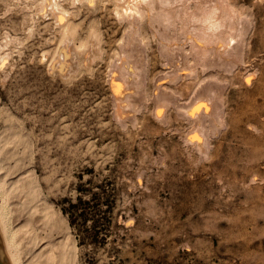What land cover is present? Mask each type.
I'll return each mask as SVG.
<instances>
[{"label":"rangeland","instance_id":"374dc122","mask_svg":"<svg viewBox=\"0 0 264 264\" xmlns=\"http://www.w3.org/2000/svg\"><path fill=\"white\" fill-rule=\"evenodd\" d=\"M0 1V56L9 53L3 65L0 62V153L3 147L10 151L0 156L10 162L8 170L0 161L6 167H0V182L6 183L0 201L3 197L9 211L21 264L47 260L42 246L49 230L37 213L44 204L58 223L53 241L63 242L56 244L48 264H264V0H226L241 22L223 32L229 42L219 38L224 58L210 52L197 66L191 37L183 40L178 29L171 31L177 51L168 44L169 51L145 19L139 29L142 41L134 48L141 46L135 55L139 61H134L139 65L132 64L135 69L130 70L136 73L131 72L133 81L127 85L131 94L143 98L132 99L133 105L137 101L136 107L130 104L133 110L115 99L114 89L121 84L127 88L116 69L109 75L111 62L126 43L122 35H129L111 4L96 8L79 0L63 3L70 20L79 24L76 35L66 37L49 3ZM189 1L192 9L194 1ZM90 29L99 36L100 53L81 66L73 50ZM230 45L234 51H222ZM162 95L166 104L158 115ZM206 96L216 98L211 101L219 103V115H210V107L203 106L187 112L196 97ZM28 175L37 187L33 215L23 207L30 198L23 191ZM17 178L20 181L10 185ZM79 193L84 199L97 193L95 201L108 200L97 239L80 232L78 225L72 228L62 212L64 198L73 201ZM29 227L39 239V248L32 252ZM61 245L66 248L62 256Z\"/></svg>","mask_w":264,"mask_h":264},{"label":"bare ground","instance_id":"6f19581e","mask_svg":"<svg viewBox=\"0 0 264 264\" xmlns=\"http://www.w3.org/2000/svg\"><path fill=\"white\" fill-rule=\"evenodd\" d=\"M81 3H87V4H89L90 6H91V4H102L103 6L105 5V4H111V6H112V11L114 12V14H115V17H117V20H119V21H123V23L125 24V27H127V32L129 33V35L128 34H125V35H127V36H125L124 37V34L122 35L123 36V38H125V39H123L124 41H126V43L125 44H122V42H121V46H120V52L122 51V54L120 55V53H119V55H120V57H118L117 55L115 56V57H117V58H115L116 60H114L113 62H111L112 63V66H110V68H109V75H110V73H112V72H110V69L113 67V69L115 70L116 69V75L118 76V78H120L121 79V82H123L125 85V88L127 87V85L129 84V86H130V84H132V83H130V82H132L133 81V77H131V79H132V81L130 80V76H133L134 75V73H136V72H134V71H132V70H130V68H131V66H133L132 64H134V66L136 67V66H138L139 64H138V62H134L135 61V58H137V56H139V54L137 55V56H135L136 54H137V49H139L138 47L140 46V44H139V46L137 47V49L135 50L134 48H135V45H136V43L138 44V42H139V40H141V38H140V36L141 35H139V29L141 28L140 27V25L142 24V22L146 19V22L148 21V24H150V25H148V26H150V30H152L153 31V33H155L156 35H154V34H152V35H154V36H156L158 39V41H159V44L160 45H163L164 47L165 46H167V48L169 49V46H168V44L169 45H171L172 46V44H171V42H170V40H172V38H171V36H170V34H171V31H174V30H176V29H178V30H176V31H178L179 32V34L175 31V33H177L178 34V36L180 37V36H182L183 37V40L185 39V38H192V40L191 39H187V40H191L190 42L192 43V46L193 47H191V52L193 51V59H195V61H194V66H197V65H195V62L197 61V63L196 64H199L198 62H200V61H202L205 57H206V55H208V53H210V52H213L212 54H214V53H217L218 54V56L219 57H223V55H221V50H219V47H218V44L221 42L220 40H219V38L221 37V40H224V41H228L229 39V37L227 38L228 40H226V36H227V34L225 35L224 33H226V31H228V30H232V29H234V26H237V24H235V23H238V22H241L240 20L241 19H238V17L236 16V13L233 11V8H231L232 6H230V5H228V3L226 2V0H193L194 1V7L192 8V9H190V8H188V5H187V3H189L190 1L189 0H79ZM189 1V2H188ZM1 2V1H0ZM44 2L45 3H49L51 6H52V8L51 9H53L54 10V14H55V16H56V20L58 21V20H60V27H61V31H62V33L61 34H63V36H66V37H68V36H72L74 33H75V35H76V32L75 31H77L76 29H75V27H77V25H79V24H76V23H78V22H76V23H74L73 21V18H72V20H70V18L68 17V10L67 9H65V8H63L62 7V4L63 3H69L70 5L72 4V2H71V0H43V4H44ZM2 3V2H1ZM4 4H5V2H4ZM74 4V3H73ZM72 4V5H73ZM68 5V4H67ZM66 5V6H67ZM69 5V6H70ZM106 7V6H105ZM71 8H72V6H71ZM74 8V7H73ZM72 8V9H73ZM96 8H99L98 7V5H97V7ZM109 8H111L110 7V5H109ZM108 8V9H109ZM43 9V8H42ZM41 9V10H42ZM71 9V10H72ZM106 9V8H105ZM10 10V9H9ZM52 10V11H53ZM71 10H70V12H71ZM110 10V9H109ZM51 11V12H52ZM72 14H73V11L71 12ZM107 14H109L108 13V10H107ZM113 14V13H112ZM113 14V15H114ZM71 16H73V15H71ZM58 18V19H57ZM236 18L239 20V21H236ZM240 18V17H239ZM118 21V22H119ZM59 22V21H58ZM121 23V22H120ZM90 25V24H89ZM142 26V25H141ZM14 27V26H13ZM16 27V26H15ZM151 27H153V29H151ZM236 29H241V28H237V27H235ZM92 29V28H91ZM89 30L90 31V33L88 32V34H87V38L84 40V41H80L79 43L80 44H78V46H77V48L75 49V50H73L74 51V59H77V62H78V65H84V64H86L87 63V61H88V59H92V58H94V57H96L99 53H100V39H99V36L97 35V33L94 31V30ZM126 29V28H125ZM235 29V30H236ZM240 31V30H239ZM238 31V32H239ZM6 32V31H5ZM126 32V31H125ZM224 32V33H223ZM230 32H234V30L233 31H230ZM235 32H237V30L235 31ZM237 32V33H238ZM242 32H243V29H242ZM241 32V33H242ZM8 33V32H7ZM152 33V32H151ZM172 33H174V32H172ZM227 33H229V32H227ZM176 34V35H177ZM222 34H224V36H225V38L224 39H222L224 36L222 35ZM239 34V33H238ZM5 35H7V34H5ZM176 35H174L173 34V36H175V37H177ZM232 35V34H231ZM8 36V35H7ZM11 36V35H10ZM74 36V35H73ZM101 36V35H100ZM228 36H229V34H228ZM233 36V35H232ZM127 37V38H126ZM77 38V37H76ZM178 38V37H177ZM181 38V37H180ZM180 38H178V39H180ZM11 39H13V38H11ZM14 39H15V37H14ZM62 39V38H61ZM73 39H74V37H73ZM231 39V38H230ZM3 40V42L6 40H4V39H2ZM9 40V39H8ZM176 40V39H175ZM183 40H180V43H183V44H185V41L183 42ZM186 40V39H185ZM11 41H14V40H11ZM60 41V40H59ZM120 41V40H119ZM142 41V40H141ZM157 41V42H158ZM177 41V40H176ZM176 41H175V43H176ZM179 41V40H178ZM182 41V42H181ZM230 41V40H229ZM228 41V42H229ZM8 42V41H7ZM170 42V43H169ZM187 42V41H186ZM11 43V42H10ZM173 43V42H172ZM4 44H6V42L4 43ZM142 44V43H141ZM178 44V43H177ZM229 44V43H228ZM1 45V44H0ZM120 45V44H119ZM118 45V46H119ZM221 45H223V44H221ZM221 45H219L220 47H221ZM227 45V44H226ZM225 45V46H226ZM232 45V44H231ZM231 45L230 46H228L227 48H225V47H223L222 46V51H223V48L224 49H228L229 47V49H232L233 48V45H232V48H231ZM234 45H238L237 43L236 44H234ZM162 46V47H163ZM176 47V49H177V45H173L172 47ZM179 47L181 46V48L180 49H183V46L182 45H178ZM240 46H242L241 44H240ZM141 47V46H140ZM164 47H163V51H164ZM175 47H174V49H175ZM190 47V46H189ZM159 48V47H158ZM165 49V52H167V50L168 49ZM235 48V50L238 48V46H236V47H234ZM242 48V47H241ZM141 49V48H140ZM143 49V48H142ZM172 49V48H171ZM175 49V50H176ZM179 48H178V50L179 51H181ZM221 49V48H220ZM162 50V49H161ZM184 50V49H183ZM182 50V51H183ZM233 51H234V49H232ZM239 50V49H238ZM142 51V50H141ZM159 51V50H158ZM163 51H161V52H163ZM169 51H171L170 49H169ZM177 51V50H176ZM176 51H174V52H176ZM227 51H229V50H227ZM5 52V51H4ZM116 52V51H115ZM136 52V53H135ZM224 52V51H223ZM226 52V51H225ZM55 53V52H54ZM135 53V54H134ZM143 53V52H142ZM164 53V52H163ZM182 53H184V52H181V55H182ZM230 52H227V54L228 55H230L229 54ZM240 53V52H239ZM9 53H3V55H1L0 56V58H1V60H0V62H1V64L3 65V63L5 62V59L7 60V56H9L8 55ZM116 54H117V52H116ZM145 54V53H144ZM159 54H161V53H159ZM184 54H187V53H184ZM191 54V53H190ZM211 54V55H212ZM216 54V55H217ZM224 54V53H223ZM227 54H225L226 56L225 57H228V55ZM241 54V53H240ZM172 55V54H171ZM210 55V54H209ZM231 55H233V54H231ZM239 55V54H238ZM99 56V55H98ZM165 56H167L166 54H165ZM189 56V55H188ZM213 56V55H212ZM170 57V56H169ZM173 57V56H172ZM171 57V58H172ZM210 57V56H209ZM217 57V56H216ZM221 57V58H222ZM232 57H234V56H232ZM237 57V56H236ZM240 57V56H239ZM110 58V57H109ZM182 58V57H181ZM184 58V57H183ZM186 58V57H185ZM184 58V59H185ZM210 58H212V57H210ZM218 58V57H217ZM220 58V59H221ZM224 58V57H223ZM229 58H231V56L229 57ZM96 59V58H95ZM99 59V58H98ZM114 59V58H113ZM113 59H110L109 61H111V60H113ZM173 59V58H172ZM184 59H183V61H184ZM188 59V58H187ZM206 59H208V57H206ZM213 59H214V61H215V55L213 56ZM219 59V58H218ZM227 59V58H226ZM232 59V58H231ZM71 60H73V55L72 56H70V59L68 60L69 62L71 61ZM137 60H138V58H137ZM136 60V61H137ZM171 60V59H170ZM175 60V59H174ZM229 60V59H228ZM139 61V60H138ZM212 61V60H211ZM210 61V62H211ZM223 60H221V64L224 62H222ZM227 61V60H226ZM232 61V60H231ZM168 62H169V59H168ZM173 62V61H172ZM203 63L205 62V61H202ZM201 62V63H202ZM209 62V61H208ZM209 62V63H210ZM213 62V61H212ZM212 62L210 63V64H212ZM218 61L216 60V62L215 63H217ZM227 62H229V61H227ZM136 63V64H135ZM142 63V62H141ZM166 63V62H165ZM174 63H176V62H174ZM186 63H188V61L186 62ZM214 63V62H213ZM219 63V62H218ZM173 64V63H172ZM162 65V64H161ZM182 65H183V63H182ZM184 65H185V63H184ZM201 65V64H200ZM204 65V64H203ZM205 65H207V62H206V64ZM204 65V66H205ZM215 65V64H214ZM219 65V64H218ZM133 66V67H134ZM142 66V65H141ZM145 66V65H144ZM191 66V65H190ZM192 66H193V64H192ZM191 66V67H192ZM193 66V67H194ZM217 66V65H216ZM135 67L133 68V70L135 69ZM203 67V66H202ZM91 68V67H90ZM140 69H141V67H139ZM145 68V67H144ZM174 68V67H173ZM176 68V67H175ZM178 68V67H177ZM187 68V67H186ZM196 68V67H195ZM195 68H193V69H195ZM137 69H138V67H137ZM179 69V68H178ZM182 69V68H181ZM176 70V69H175ZM111 71H112V69H111ZM136 71V70H135ZM170 71V70H169ZM191 71V70H190ZM131 72H134V73H131ZM166 72V71H165ZM175 72V71H174ZM137 73H138V71H137ZM141 73V72H140ZM171 73H172V70H171ZM191 73V72H190ZM113 74V73H112ZM143 74V73H142ZM169 74V73H168ZM108 75V76H109ZM114 75V74H113ZM188 76H189V74H187ZM193 75H194V73H193ZM140 76V75H139ZM164 76V75H163ZM162 76V77H163ZM168 76H170V75H168ZM185 76H186V74H185ZM179 77V76H178ZM194 77V76H193ZM250 77H251V75H250ZM250 77H248V78H246L247 79V81H249V79H250ZM141 78H142V75H141ZM161 78V77H160ZM166 78H168V77H166ZM110 79V78H109ZM138 79V78H137ZM176 79H178V78H176ZM176 79H174V80H176ZM163 80V79H162ZM112 81H113V79H112ZM115 81H117V80H115ZM138 81V80H137ZM135 80H134V84H135ZM142 82V81H141ZM117 83H119V82H117ZM144 83V82H143ZM111 84V83H110ZM120 84V83H119ZM140 84V83H139ZM112 86H113V88L115 87L114 85H113V82H112V84H111ZM115 85H116V83H115ZM136 85V84H135ZM141 85V84H140ZM140 85H138V86H140ZM121 86H123L122 84H121ZM121 86H120V88L118 87L117 88V85H116V87L115 88H117V89H114V95H115V99L117 100V102H118V100H123V101H126L127 103H128V107L130 106V104H131V102H133L134 101V97H136V99H137V97H139L140 96V94L138 95L137 94V92L136 93H134V94H131V92L130 91H128L131 87H127L126 89H122L121 88ZM134 86V85H133ZM158 87V86H157ZM139 88H142V87H139ZM139 88H138V90H139ZM160 89V88H159ZM162 90L164 89V88H161ZM142 90V89H141ZM134 91V89L132 90V92ZM163 91H165V90H163ZM162 91V92H163ZM135 92V91H134ZM139 92H141L140 90H139ZM158 91H156V93H157ZM161 93V92H160ZM160 93H158V94H160ZM125 94V95H124ZM158 94H157V96H158ZM171 94V96H172V93H170ZM164 95V94H163ZM162 95V97L161 98H158V100H159V109L156 107V110H155V112L159 115H161V113H163V111H164V107H165V97ZM168 95V94H167ZM218 95H220V94H218ZM125 98H124V97ZM160 96V95H159ZM154 97H155V94H154ZM221 97V96H220ZM140 98H142L141 96H140ZM156 98V97H155ZM168 98V97H167ZM215 98V97H214ZM213 98V100H215ZM217 98H219V97H217ZM132 99H133V101H132ZM135 99V100H136ZM139 99V98H138ZM137 99V100H138ZM143 99V98H142ZM113 100H114V98H113ZM155 100V99H154ZM167 100V99H166ZM212 99L209 97V96H206V100H204L202 97H196L195 98V101L193 102V104L189 107L188 105H185V106H188V110H187V112H189V110L190 111H195L196 109H198L199 107H201V106H203V107H205V109L207 110V109H209L208 107H210V115H214L215 113H217V111H218V109H219V106H217L219 103H217V105H216V101H215V104L211 101ZM218 100H220V99H218ZM139 101H141V100H139ZM168 101V100H167ZM213 104H212V103ZM217 102H219V101H217ZM115 103H116V101H115ZM124 103V102H123ZM137 101L136 102H134V105L133 104H131V105H133L134 107H136L137 106ZM138 103H140V102H138ZM125 104V103H124ZM157 104V103H156ZM170 104V103H169ZM116 105V104H115ZM114 105V106H115ZM122 105V104H121ZM141 105V104H140ZM157 105V106H158ZM182 105V104H181ZM212 105V106H211ZM123 106V105H122ZM122 106H121V108H122ZM160 106L161 107H163V108H161L160 109ZM184 106V105H183ZM118 107H119V105H118ZM182 107V106H181ZM123 108H125V106H123ZM130 108H131V106H130ZM176 108V107H175ZM178 108V107H177ZM184 108H186V107H184ZM129 109V108H128ZM132 110H133V108H131ZM137 109V108H136ZM1 110H2V108H1ZM131 110V111H132ZM139 110V109H138ZM203 110V109H202ZM220 110V109H219ZM2 111H4V109L2 110ZM122 111V110H121ZM125 111V110H124ZM134 111H136L135 109H134ZM204 111V110H203ZM202 111V112H203ZM118 112L120 113V110H118ZM185 112V111H184ZM184 112H181V113H184ZM186 112V113H187ZM219 112V111H218ZM0 113H2V112H0ZM124 113V112H123ZM126 113V112H125ZM131 113H133V112H131ZM165 113V112H164ZM185 113V114H186ZM201 113V112H200ZM184 114V115H185ZM197 114V113H196ZM202 114V113H201ZM200 114V115H201ZM208 114V117L210 116ZM218 114V113H217ZM121 115V114H120ZM119 115V116H120ZM188 115V114H187ZM189 115H190V113H189ZM188 115V116H189ZM199 115V116H200ZM204 114H202V116H203ZM207 115V114H206ZM206 115H204V116H206ZM216 115V114H215ZM219 115V114H218ZM7 116V115H6ZM123 116H124V114H123ZM186 116V115H185ZM199 116H196V117H199ZM129 117V116H128ZM183 117V116H182ZM187 117V116H186ZM192 117V116H191ZM194 117H195V115H194ZM194 117H192L193 119H196V118H194ZM207 117V116H206ZM206 117H203V118H206ZM211 117V116H210ZM7 118H8V116H7ZM11 118V117H10ZM121 118H123V117H121ZM198 119V118H197ZM201 119V118H200ZM200 119H199V121H200ZM221 119V118H220ZM216 120H217V118H216ZM210 121H212V120H210ZM196 122V121H195ZM201 122V121H200ZM3 123H4V120H3ZM17 123V122H16ZM198 122H196V124H197ZM203 123V122H202ZM215 123V122H214ZM10 124H11V122H10ZM18 124V123H17ZM204 124V123H203ZM199 125V124H198ZM202 125V124H201ZM218 125V124H217ZM4 127H5V125H4ZM198 127V126H197ZM205 127V126H204ZM215 127V126H214ZM2 129V128H1ZM203 129V128H202ZM2 130H4V129H2ZM12 130V129H11ZM11 130L9 131V132H11ZM18 130V129H17ZM200 130V129H199ZM5 131H7V130H5ZM16 131V130H15ZM14 131V132H15ZM197 131V130H196ZM201 131V130H200ZM1 132V131H0ZM3 132V131H2ZM6 133V132H5ZM1 134V133H0ZM11 134H12V132H11ZM16 134H17V131H16ZM16 134H14L15 136L14 137H16L17 135ZM10 135V134H9ZM13 135V134H12ZM199 135H201V134H199ZM1 136H3V135H1ZM8 136V135H7ZM19 136V135H18ZM203 136V135H202ZM6 137V136H5ZM13 137V136H12ZM13 137V138H14ZM1 138V137H0ZM4 138V137H3ZM8 137H6V139H7ZM19 138V137H18ZM5 138H4V142H5V140H6ZM11 139V138H10ZM15 139V138H14ZM187 139V138H186ZM16 140H17V137H16ZM194 140V139H193ZM197 140V139H196ZM11 143L10 141H9V139H7L6 140V143ZM19 141V140H18ZM198 141V140H197ZM2 142H3V140H2ZM1 142V143H2ZM4 142H3V144H2V147L4 146ZM196 142V141H195ZM8 143V144H9ZM201 143V142H200ZM12 144V143H11ZM17 144V143H16ZM196 144H197V142H196ZM201 146H202V144H201ZM1 147V148H2ZM14 147V146H13ZM5 148V149H4ZM1 150V149H0ZM3 150L5 151V152H7V150H6V147H3ZM2 150V151H3ZM10 150V149H9ZM8 150V151H9ZM11 150H12V148H11ZM3 151V152H4ZM15 151V150H14ZM2 152V153H3ZM5 152L3 153V154H5ZM10 153V151L9 152H7L6 154H9ZM2 154V155H3ZM12 154H13V152H12ZM11 154V155H12ZM1 155V153H0V156H2ZM5 156V155H4ZM8 157H10V155L9 156H7V158ZM1 158V157H0ZM3 158V157H2ZM1 158V159H2ZM11 158V157H10ZM9 159V158H8ZM7 159V160H8ZM0 161H2V160H0ZM18 161V160H17ZM12 162V161H11ZM1 163V162H0ZM2 163H5V166L7 167V164H9L10 162H4V160L2 161ZM1 163V164H2ZM7 163V164H6ZM4 166V165H3ZM3 166H1L0 165V167H2L3 168ZM4 166V167H5ZM5 167V168H6ZM12 167V166H11ZM9 167H7V169H8ZM0 170H2L1 168H0ZM4 170V169H3ZM9 170V169H8ZM11 170V169H10ZM16 171H19L18 169L16 170ZM18 174H19V172H17ZM24 173H26L27 174V172H25L24 171ZM28 173H30V172H28ZM21 174V173H20ZM16 175V174H15ZM4 176V175H3ZM6 176V175H5ZM29 176V175H28ZM12 177H14V176H12ZM16 177V176H15ZM25 177V176H24ZM20 178H22V176H20ZM20 178H17L15 181H11L10 182V185L12 184V185H15V183L16 182H19L20 181ZM27 179V182H25V184H26V187H24L23 188V191H24V189H25V191H26V193H28V195H30V198L28 199V201L26 202V203H24L23 204V207L25 208V209H27V213L29 214V215H33V213H34V211H36V209H35V207L37 208V206H35L36 204L35 203H37V202H35L34 204L32 203L33 201H35L36 199H38V198H36V191H37V187H36V184H35V182H34V180H33V176L31 175V176H29L28 178H26ZM251 180H255L254 178L253 179H251ZM4 181V180H3ZM3 181H1L0 182V196L3 194V192H4V190H5V184L6 183H4ZM10 189L12 188V186H10L9 187ZM25 193V192H24ZM2 200L0 201V235H1V238H2V241H3V243H4V248H5V252H6V255H7V257H8V260H9V262H10V264H21L20 263V261H19V254L17 255V253H18V246H17V244L15 245V242H14V239H13V232H12V230H11V225H10V220H9V215L10 214H8V212H6V209H5V202H4V200H3V197L1 198ZM27 199V198H26ZM38 201V200H37ZM39 202V201H38ZM21 205V204H20ZM22 206V205H21ZM40 207H42L41 205H39ZM23 209V208H22ZM38 209V208H37ZM24 210V209H23ZM39 211H41V212H38L37 211V213H41L40 214V216H41V220H42V223L41 224H43V226L44 227H47L48 228V232H46V234L44 235V237H43V239H44V243H43V246H42V248H43V250H44V248H45V252H44V254L42 253V255H44L43 257H45V259H47L46 260V262H45V264L49 261V262H52L53 261V259H54V254H55V252H54V248L56 247V244H62L61 243V241L58 239V238H62V237H56L57 239H58V241H59V243H55L54 241H53V235H55V234H53V232H54V230L55 231H59V229H58V223L56 222V218L54 217V214L50 211V207H49V205H47V204H44L43 205V207H42V209L40 208L39 209ZM29 219H30V217H29ZM28 220V219H27ZM28 222V221H27ZM25 223H26V221H25ZM28 224V223H27ZM29 226H30V223L28 224ZM24 226H26V225H24ZM28 227V226H27ZM32 227V226H31ZM31 227H29L30 228V230H28L29 231V244H28V251L30 250L31 252H32V250L33 251H35L34 249H38L39 247L37 246V244H38V237L36 236V234H35V232H34V229L32 228L31 229ZM42 227V226H41ZM40 227V228H41ZM46 228V229H47ZM42 229V228H41ZM68 236V235H67ZM65 238V237H64ZM64 241H65V239H64ZM59 244V245H60ZM64 244H66V243H64ZM58 245V246H59ZM17 246V247H16ZM36 246L38 247V248H36ZM66 246H68L67 244H66ZM61 247V249H60V253H61V256L62 255H64V253H66V251H65V246L63 245H61L60 246ZM29 251V252H30ZM40 251V250H39ZM58 253V252H57ZM30 254H32V253H30ZM29 254V255H30ZM34 254V253H33ZM32 254V255H33ZM69 254V253H68ZM31 255V256H32ZM60 255V254H59ZM35 257V256H34ZM58 257V256H57ZM60 257V256H59ZM30 258H32V257H30ZM63 258V257H62ZM33 259V258H32ZM32 259H31V261H32ZM41 259V258H40ZM37 260V258L35 259V261ZM39 260V259H38ZM44 260V259H43ZM59 260H60V258H59ZM43 262V261H42ZM64 263V262H63ZM48 264V263H47Z\"/></svg>","mask_w":264,"mask_h":264},{"label":"trees","instance_id":"16d2710c","mask_svg":"<svg viewBox=\"0 0 264 264\" xmlns=\"http://www.w3.org/2000/svg\"><path fill=\"white\" fill-rule=\"evenodd\" d=\"M97 193H91L87 199L83 198V195L79 193L75 200H69L64 198L66 204L62 206V212L68 217L69 224L72 228L78 225L80 232L89 234L94 239L99 237L101 224L99 221L104 219V215L108 212L109 204L108 200L102 202L95 201ZM105 208L102 209L101 205ZM97 216V218H95ZM87 222H91L87 225ZM100 223V224H99Z\"/></svg>","mask_w":264,"mask_h":264},{"label":"water","instance_id":"95a60500","mask_svg":"<svg viewBox=\"0 0 264 264\" xmlns=\"http://www.w3.org/2000/svg\"><path fill=\"white\" fill-rule=\"evenodd\" d=\"M0 264H10L5 252L4 243L0 235Z\"/></svg>","mask_w":264,"mask_h":264}]
</instances>
